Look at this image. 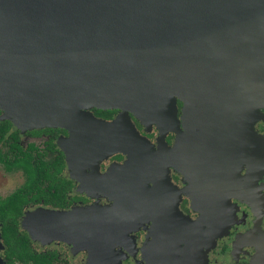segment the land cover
<instances>
[{
  "label": "flooded vegetation",
  "instance_id": "obj_1",
  "mask_svg": "<svg viewBox=\"0 0 264 264\" xmlns=\"http://www.w3.org/2000/svg\"><path fill=\"white\" fill-rule=\"evenodd\" d=\"M182 106L175 100L169 131L119 108L88 107L32 128L0 111V264H264V108L249 137L240 119L229 154L241 161L237 173L219 159L222 181L188 183L177 170V158L188 164V139L186 152H171L185 131ZM126 121L145 140L130 168Z\"/></svg>",
  "mask_w": 264,
  "mask_h": 264
},
{
  "label": "water",
  "instance_id": "obj_2",
  "mask_svg": "<svg viewBox=\"0 0 264 264\" xmlns=\"http://www.w3.org/2000/svg\"><path fill=\"white\" fill-rule=\"evenodd\" d=\"M0 90L42 123L63 120L78 98L150 114L162 91H189L201 108L189 119L188 164L177 158V170L202 183L222 181L218 161L242 135L236 115L264 103V0H0ZM171 114L175 125V99ZM127 121L130 168L145 140Z\"/></svg>",
  "mask_w": 264,
  "mask_h": 264
},
{
  "label": "bare ground",
  "instance_id": "obj_3",
  "mask_svg": "<svg viewBox=\"0 0 264 264\" xmlns=\"http://www.w3.org/2000/svg\"><path fill=\"white\" fill-rule=\"evenodd\" d=\"M180 100L183 103L182 110H181V116H180V123L184 124L185 131L182 133L181 138L178 140V134H176V138L173 144V149L171 152L179 153L181 154L186 146L187 139H188V126H189V119L192 116H195L198 114V111L201 108V105L199 104L198 97L195 96L193 93H190L189 91L185 90H165L162 91V95L156 97L153 102L151 103V110L152 113L145 114L141 113L138 109L128 107L124 104H117L115 102L105 101L103 97H85V98H78L76 100H71L66 105V110L63 111V113L68 114L73 112L77 109H83L84 107H97L102 109L107 108H119L122 111H125L127 113H131L133 116L143 120L142 118H146L149 121H156L158 116V113L163 112V117H166L164 121V125H159L160 128H165L168 131L173 129V122H172V100ZM260 107H264V103H254L251 105H248L247 107L242 108L238 114L236 115L237 118L243 119L247 121V127H246V134L245 136L249 137L251 134V126H252V114L249 113V109H259ZM0 111L3 112L7 117L13 122V124L18 128H32L36 127L42 124L40 121L36 120H30L28 114L22 110H20L17 106V104L14 102V99L6 92L0 90ZM147 121V120H146ZM228 165L230 166V172L231 175H234L237 170L238 165L241 164L240 160H236L234 158L227 157L226 159ZM186 176L188 183H192V178L190 175L183 174ZM191 198L192 204L194 209H198L195 198ZM198 211V210H197ZM203 220L200 219L197 222L194 223V225L189 224V226L198 227L199 225H202ZM205 225L210 224V221L204 220ZM73 238V237H71Z\"/></svg>",
  "mask_w": 264,
  "mask_h": 264
},
{
  "label": "trees",
  "instance_id": "obj_4",
  "mask_svg": "<svg viewBox=\"0 0 264 264\" xmlns=\"http://www.w3.org/2000/svg\"><path fill=\"white\" fill-rule=\"evenodd\" d=\"M8 232H6V231H1V236H2V238L3 239H7L8 237ZM11 234H12V237H13V239H19L20 237H19V235H17V233L16 232H11Z\"/></svg>",
  "mask_w": 264,
  "mask_h": 264
},
{
  "label": "rangeland",
  "instance_id": "obj_5",
  "mask_svg": "<svg viewBox=\"0 0 264 264\" xmlns=\"http://www.w3.org/2000/svg\"><path fill=\"white\" fill-rule=\"evenodd\" d=\"M256 114L258 115V110H256V112H254V115H256ZM3 117H5V116H3ZM258 117H259V115H258Z\"/></svg>",
  "mask_w": 264,
  "mask_h": 264
}]
</instances>
